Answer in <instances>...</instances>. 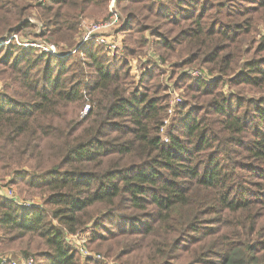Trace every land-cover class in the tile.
Wrapping results in <instances>:
<instances>
[{"label": "trees", "instance_id": "1", "mask_svg": "<svg viewBox=\"0 0 264 264\" xmlns=\"http://www.w3.org/2000/svg\"><path fill=\"white\" fill-rule=\"evenodd\" d=\"M32 1L0 0V41L33 33L35 10L34 38L73 51L82 19L111 16V0ZM115 4L122 58L96 43L64 57L0 45V184L41 199L0 197L2 248L104 264L67 243L89 231L83 249L114 264H264V0ZM148 44L181 70L165 132L161 70L149 58L138 84L130 74Z\"/></svg>", "mask_w": 264, "mask_h": 264}, {"label": "rangeland", "instance_id": "2", "mask_svg": "<svg viewBox=\"0 0 264 264\" xmlns=\"http://www.w3.org/2000/svg\"><path fill=\"white\" fill-rule=\"evenodd\" d=\"M29 4H32L34 5V1L32 0H26ZM108 11L111 13V15L114 17L115 14L118 15V18H119V22H117L116 24L112 25L110 28L106 29V28H102V29H99L98 32H96L98 35L97 37L95 38V40H88V41H84V37L83 39L81 40V37L83 35V33L87 30V29H91L93 27H95V25H98V24H103L104 25V21H106L108 18L105 17V15H101L97 18H84L81 20V24H80V27H79V31H78V34L76 35L75 37V42L77 43H81V48L79 50H81L83 52V49L86 48L87 45L91 44V43H96L98 44L99 41L101 42V38H102V35L105 36L106 38L102 39L103 41H108L110 44L112 43L113 46L117 45V46H121V47H124V34H123V31L122 29L124 28V21H123V17L122 15L120 14V11L118 10L116 4H115V0H111L109 2V5H108ZM27 20L29 22H31L33 25H35V28L33 30V33H26L27 35L26 38H22V36H13L10 38V40H13L15 41L16 44L18 45H23L24 47H28V48H35L37 51H42V52H45L44 49H47L49 51H51V48H53V51L51 52H54L55 53V56L52 55L51 53H47L45 52L46 54H51L53 57H64V56H68L70 55V53L72 52L70 49H67L66 47H64V45L60 44V45H51V44H48V43H45L39 39H35L34 36H37L39 34V32L41 31V24L37 18V12L35 10H31L30 11V16L27 18ZM107 22V21H106ZM260 31H262V29L260 28ZM79 37V38H78ZM10 40H7L6 42L4 41H0V45H4L5 43H9L8 41ZM78 45V44H77ZM76 48V47H75ZM122 51H123V48H122ZM57 54V55H56ZM178 55V54H177ZM113 56H118V57H123V52H118L117 54H114ZM150 59H153L154 62H156L158 68L161 70V80L166 82L168 88H167V92H168V96H169V99H168V102H171V100L173 98H179L180 101H182V94L183 92L181 90H177L176 88H170L169 85H173L174 82H175V78L176 76H178V74L181 72L178 71V74L177 73H172V70L171 68L169 67V64L171 65V63H174L175 61H177L178 58H173L171 61H167L166 63L168 64H161L158 56H156L154 54V51L152 49V45L151 44H148L147 45V48L144 50V54L140 55L139 57H136V59H132L130 60L129 62V66H130V74H131V77H133V83L134 84H138L140 79H141V74L143 72V69H144V66H145V61H147V59L149 60ZM145 63V64H143ZM195 68V67H194ZM204 69L205 72H206V69L205 67H197L196 69ZM147 69H149V67H147ZM207 73V72H206ZM205 73V74H206ZM187 75V74H186ZM209 78L211 79L210 81H206L207 83H210L212 82L213 78L209 76ZM2 89V83H0V90ZM230 92L227 93V95H229ZM181 103H178L177 106L174 108V112L176 111V108L180 105ZM174 112L172 113H169L167 112L166 116L164 117V120H166V126L163 130V132H165L166 129L169 128V126L171 125L172 123V118H173V115H174ZM164 122V121H163ZM162 128V129H163ZM162 132V130H161ZM8 180L5 179L4 181L3 180H0V183L1 184H4L6 183L7 184ZM2 186V185H1ZM13 190L9 191V193L11 195H15L18 200H21V201H24L25 203H27L26 205L30 204H41V199L40 198H35V197H32V198H29V197H22L18 194V191L16 190V188H13ZM90 235V232L89 231H85L83 233H79L77 235H74V236H68V244L71 246V247H80V246H85L87 240H88V237ZM91 252V251H90ZM92 256L94 255V252H91ZM1 256H6L7 258L11 259V260H24L22 259L21 256L15 254L14 252H12L11 250L9 249H3L1 244H0V257ZM99 259L97 258L96 260L99 261L100 263H104V264H114L113 263V260L112 259H103L101 255H99Z\"/></svg>", "mask_w": 264, "mask_h": 264}, {"label": "built area", "instance_id": "3", "mask_svg": "<svg viewBox=\"0 0 264 264\" xmlns=\"http://www.w3.org/2000/svg\"><path fill=\"white\" fill-rule=\"evenodd\" d=\"M111 14V13H110ZM107 21V22H106ZM104 21V25L103 24H98V25H95V27L93 28H89L87 29L82 37H81V40L83 39L84 37V41H88V40H95V38L97 37V33L99 29H102V28H110L112 25L116 24L117 22H119V18H118V15L115 14L114 17L111 15L110 17H108V19ZM106 38L105 36L102 35V38H101V42L99 41V45L103 46L105 51L107 52L108 55H114V54H117L119 51L120 52H123L122 51V48L121 46H113L112 43L110 44L107 40L106 41H103L102 39ZM81 43H78V45L76 46V48H74V50L70 53H74L76 51H78L81 47ZM80 47V48H79ZM51 48V51H53V48ZM45 52L47 53H51L52 55L55 56V53L54 52H51L47 49H44ZM57 55V54H56ZM204 73H200L198 71H190L188 74L192 77H201V79L203 80H206V81H210L211 79L209 78V76H206L205 75V71H203ZM178 103H181L180 99L179 98H173L171 100V102H169V108H168V111L169 113H172L174 112V108L177 106ZM89 111V105H85L82 112H81V117H84ZM173 114V113H172ZM166 120H164L163 122V127L166 126ZM13 190L11 187L9 186H1L0 184V197L11 202V203H14L16 204L17 206H21L22 208H25V209H30V208H33V207H36V206H39V204H28L26 205L27 203H25L24 201H21V200H18V198L14 195H11L9 193V191ZM79 247V246H78ZM80 248V251H81V254H82V257L85 259V258H92L94 260H96L97 258L99 259L100 257L98 255H91L92 253H89L87 252L86 250L83 249L82 246L79 247ZM97 257V258H96ZM0 264H34V260L31 259V258H28V259H24V260H11L9 258H7L6 256H1L0 257Z\"/></svg>", "mask_w": 264, "mask_h": 264}]
</instances>
